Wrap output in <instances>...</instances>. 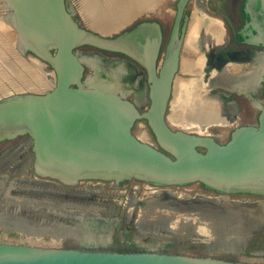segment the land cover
Wrapping results in <instances>:
<instances>
[{"label":"water","instance_id":"water-1","mask_svg":"<svg viewBox=\"0 0 264 264\" xmlns=\"http://www.w3.org/2000/svg\"><path fill=\"white\" fill-rule=\"evenodd\" d=\"M187 1L178 0L165 52L159 56L161 35L156 23L144 22L124 31L142 12L104 35L77 22L67 11L65 0H0L1 8L12 17L7 25L12 33L16 32L17 42L22 43L17 50L45 65L53 80L52 88L43 93H16L0 99V142L25 138L31 149L30 155H23L26 169L12 165L18 157L17 153L11 156L13 150L0 157V232L35 239L49 236L56 243L68 239L80 246L104 247L111 241L117 220L91 212L96 208L66 202L92 198L60 187L86 183L91 191V182L118 188L122 183L136 181L153 189L150 196L127 204L129 209L139 208L133 241L147 251L117 253L0 242V264H248L156 251L174 242L182 250L192 244L204 247L209 254L233 255L242 253L253 235L264 232L263 222L250 233H242L243 226H233L238 233L228 231L225 224L230 219L213 204L219 199L246 206L264 203V106L256 124L236 126L224 144L215 142L204 130H173L167 120L166 110L179 64L178 28ZM244 11L256 32L251 44L264 46V0H246ZM95 50L122 54L142 67L149 82L147 99L137 103L134 87L118 92L100 85L99 72L84 62L92 57L102 58ZM141 121L149 129L155 146L133 135L134 124ZM4 173H33L44 181L20 177L4 190ZM27 181L52 188L27 189L23 185ZM192 185L202 186L217 197H179L169 190ZM12 191L39 197H12ZM47 191H56L60 196L48 195ZM155 192L173 198H155ZM229 197L247 200L240 202ZM42 202L56 205L57 211H40ZM196 202L202 205L198 207ZM142 207L152 211L145 222ZM6 212L14 222L1 218ZM125 220L130 223V219ZM241 220L238 216L233 218ZM191 224L198 228L193 229ZM23 226L44 228L39 227V234L35 235ZM95 236L103 239H87ZM232 241L242 244L237 246Z\"/></svg>","mask_w":264,"mask_h":264},{"label":"flooded vegetation","instance_id":"flooded-vegetation-1","mask_svg":"<svg viewBox=\"0 0 264 264\" xmlns=\"http://www.w3.org/2000/svg\"><path fill=\"white\" fill-rule=\"evenodd\" d=\"M115 1L117 0H108V5L104 8L111 9ZM177 2L178 0H139V2L134 5L138 7H135L132 10L128 21L135 15L140 14L141 12L142 14L139 16V18L135 19V21H133V23L124 31H129L140 23H156L159 27L161 35L159 56H162V54L165 52L168 38L175 19V9ZM245 2L246 0H188L186 2L178 28L179 38H181V45L179 50V64L176 77L181 79L183 82L190 80L192 83L202 82V84H206V86L201 87V91L199 92L203 93L202 90L205 92H210L211 102L215 106H213L214 111H216V113L222 118V121H225L226 123H217L213 124L212 126L210 122L206 121L205 124L200 127L193 125L194 122L189 121L186 119V117H184V120H181V117H179L181 121H179L178 126L170 123L172 126H175L173 127L176 128L174 130H181L180 127H183L187 132L192 133L204 130V134L211 136L215 142L224 144L229 140L230 134L236 126L252 125L257 123V117L260 108L264 106V46L251 44L252 38L254 35H256V32L249 23L250 18L248 14L244 11ZM65 5L67 11L77 20V22H81L84 28H86L85 26L87 24L90 26L91 20H93L97 14H99L98 11L101 7H103L99 4V0H65ZM0 12V15H5L8 13L7 10L3 8H0ZM194 15H197V17H194ZM193 21L196 22V27L197 25H199V27L197 28L195 35L192 37L189 43H187L189 30ZM212 28H216L218 29V32H220V38L217 42V45L214 46V48L213 45L208 44V42L200 45V43L204 40L205 31L209 30V32H211ZM182 29H184L183 32ZM185 45L190 51H192V53H186ZM204 51L208 52L206 54L207 57H205V60L209 61L210 64L212 61L213 63L217 62L219 64V72L222 74L221 77L225 78V76L228 77L231 75H236V77L239 79L241 78V75H247L248 73H251L254 80L251 88L244 90L241 86H231L223 82L221 79L218 80L217 78H213V75L215 74V68H212V66L209 64H205V68L202 70H196V68H193L186 70V72H182L183 60L189 61L193 58L196 60L197 56ZM97 52L99 53L98 55H100V57L106 61L116 60V62L118 61L117 63H122L129 67L133 73L136 74V78L138 79L137 87L140 91L139 97L141 98V101L144 100V98L147 99V88L149 82L147 79V74L142 67L122 54L107 53L102 51ZM184 52L187 54V58L183 57ZM255 57L259 59L257 60V64L255 63ZM102 58L100 59L103 60ZM26 61L33 64L34 66L35 63L42 66V64L38 63L37 60L31 58H27ZM42 67L45 66L43 65ZM177 78L174 81H176ZM188 83L189 82L183 84L181 90L184 88V90L187 91L189 89V87H187ZM174 84L175 82H173V85ZM201 95L202 94L198 92L186 95L187 100L191 103L188 104V108L190 107V109L186 108L187 112H192L197 109V103H194L193 100H200ZM132 98L133 95H131L129 99L131 100ZM172 103H174V100L171 102V104ZM178 103H181L182 109L185 108L182 106L184 100H181ZM141 122L144 124L150 136L152 137L145 123L143 121ZM212 127H216L219 129L221 134L226 135V140L224 143L218 142L215 134H210L209 130ZM143 132V129L139 127L138 134L140 133V138L145 140L147 137L142 134ZM222 137L224 136H221L220 138ZM152 140L154 143L152 146H155L156 144L153 137ZM11 150L14 151V154H11V156L15 155L16 153L18 155V157L15 158L17 162L14 160L12 165H18L17 163L24 161L25 158L23 155L31 154V149L27 143H20L19 145L15 146L10 145L0 147V157ZM19 151H21V153L18 154ZM27 179L31 180L30 177ZM31 182L32 181H27L25 184H23L24 187L28 185L31 186L34 183ZM198 188L201 192L198 195L212 198L217 197L216 193H211L202 186H198ZM91 193L92 191H85L82 193V195L85 194L84 196L91 197ZM11 195H14L12 197H19V195H21L22 198L26 196L25 191L20 194L18 192L12 191ZM35 197L37 198L39 196ZM229 199L244 202L247 200V197H229ZM95 200L96 199H94V202ZM250 201L252 202L253 199H250ZM258 204L261 206V209L257 216L258 219L264 223V203ZM126 218L127 217L125 216V219ZM124 223L128 225L126 220H124ZM132 228L134 230V225ZM127 229L128 226L124 229V233ZM124 233H121L123 238L125 236Z\"/></svg>","mask_w":264,"mask_h":264},{"label":"rangeland","instance_id":"rangeland-1","mask_svg":"<svg viewBox=\"0 0 264 264\" xmlns=\"http://www.w3.org/2000/svg\"><path fill=\"white\" fill-rule=\"evenodd\" d=\"M1 8V6H0ZM172 9V8H171ZM1 14V12H0ZM1 16V15H0ZM18 45L15 44L11 37L0 27V99H3L6 96L14 95L16 93H43L52 88L51 77L46 76V74L35 67L33 64L26 61L27 58H31L30 55L23 56L17 50ZM186 53H192L186 45H185ZM184 52L183 57L187 58V54ZM195 56V55H194ZM33 59V58H31ZM191 59V58H189ZM195 58L189 61H194ZM51 80V81H50ZM181 81V80H180ZM184 89V88H183ZM36 90V91H33ZM172 93L170 98V104L175 99V102L169 105L168 110L166 111V115L169 116L172 112L177 108V112L181 116V120H184V115L186 114V108H188V104H191L187 100V96L183 94H177V96ZM181 100H184L182 106L185 108H181ZM178 101V102H177ZM177 102V103H176ZM174 106V108H173ZM190 109V107L188 108ZM180 120V121H181ZM213 126V125H212ZM139 127L143 129L147 136V142L151 145H154L152 137L150 136L148 130L144 126L142 122H136L132 129L133 135L138 133ZM233 128V127H232ZM176 128H173V130ZM195 131V130H194ZM210 134H215L218 142L224 143L226 140V135L221 134L219 129L216 127L210 128ZM221 136H224L220 138ZM25 138L17 139L11 142H0V147L10 146V145H19L20 143H26ZM31 174V175H30ZM29 175H20L13 176L9 173H4V190L7 189L8 184L11 183L13 179H17L20 177H30L35 181H44L34 177L33 173ZM8 176V177H7ZM8 179V180H7ZM12 184V183H11ZM25 184V183H24ZM91 187V197L92 199L80 200H65L68 203H72L75 205H81L85 207H93V209H98L100 211H91L95 214L105 216L109 219L117 220L116 225L113 228V233L111 237V241L106 244L104 247L96 248V247H87L85 245L80 246L77 243H73L72 240L61 239L60 242L56 243L51 240L49 236H42L40 239H35L33 237L26 238L23 235L8 233L3 234L0 232V242L9 243V244H25L30 246H39V247H60V248H82L87 249L91 248L92 250L98 251H110L117 253H127V252H142L147 251L146 249H141L134 243L135 232L132 228L135 221L138 217L139 208H135L132 212L131 209L127 207L128 203L135 201H139L146 196H150V192L153 190L150 186L144 185L143 183L130 181L127 183H122L118 188L112 187L109 184H99L96 182L89 183ZM27 189H50L52 186H47L39 183H33L31 186H26ZM1 188V187H0ZM62 190H69L76 195H81L87 190V184L82 183L79 186L65 188L60 187ZM171 192H175L177 196L182 197L183 194L189 195L193 197L194 195H198L200 189L197 185L180 187V188H170ZM1 191V189H0ZM58 193V192H57ZM26 197L36 198L34 194L25 193ZM64 195L68 196V194L64 193ZM85 195V194H84ZM83 195V196H84ZM33 196V197H32ZM94 196V197H93ZM79 198V197H78ZM90 198V196H89ZM94 199L95 202H94ZM87 200V201H86ZM130 219V223L126 225L124 223L125 216ZM128 226V229L124 233V229ZM41 228H44L43 226ZM124 233L125 236L123 238ZM121 234V235H120ZM37 235V234H35ZM137 235V234H136ZM121 239V240H120ZM123 239V240H122ZM157 252L162 253H170V254H182V255H190V256H210L215 258H222L229 261H240L248 264H264V232L257 233L253 235L247 243L244 251L242 253L233 254V255H221L219 253L209 254L204 247H197L195 245H190L188 248L182 250L179 248L174 242H170L168 244L162 245L159 247Z\"/></svg>","mask_w":264,"mask_h":264},{"label":"bare ground","instance_id":"bare-ground-1","mask_svg":"<svg viewBox=\"0 0 264 264\" xmlns=\"http://www.w3.org/2000/svg\"><path fill=\"white\" fill-rule=\"evenodd\" d=\"M138 2H139V0H117L113 3V7L111 9H106L104 7H106L108 5V0H99V4L103 7H101L100 10L98 11L99 14H97V16L93 20H91L90 27L93 28L94 30L99 31L100 33H103L104 35L114 32L121 25H124L125 23L128 22V19L132 13V10L135 7H138V6H134ZM137 15H135L131 19H134L135 17H137ZM194 17H197V15H194ZM11 18L12 17H10V15H8L7 13L5 15H1L0 16V27L8 34V36L11 37L12 41L18 45V48L19 47L21 48L22 43L19 42V40L17 42L16 32L12 33L11 28L7 25V22L12 21ZM8 27L10 29H8ZM195 27H196V22L193 21V23L191 24L190 30H189L187 43H189V41L195 35L199 25H197L196 29H195ZM219 33L220 32H218V29H216V28H212L211 32H209V30L205 31L204 40L200 43V45H203V44L208 42V44L213 45V48H214V46H216L217 42L219 41V38H220ZM207 47H209V46H207ZM207 53L208 52H205V51L201 52L200 55H198L196 60H194V61L183 60L182 72H186V70L193 69V68H196V70H202L203 68H205V64H209L210 66H212V68H215V74L213 75V78H217L218 80L221 79L223 82H225L231 86H239V87L241 86L244 90L251 88L252 84L254 83L253 82L254 81L253 76L251 73H248L247 75H241V78H239V79L236 77V75H231L228 77L225 76V78L221 77L222 74L219 72L220 71L219 64L217 62L213 63V61L210 64L209 61L205 60V57H207L206 56ZM257 60H259V59H257V57H255V61H256L255 63L256 64L258 63ZM84 62L86 65H88V67L90 69L93 68L99 72L98 75L100 77V79H99L100 85L102 84V85L108 86L109 88L115 89L118 92H122L123 89H129L130 87L131 88L134 87V92H135L134 98H135L136 102L139 103L141 98L139 97L140 95H139V90L137 87L138 79L136 78V74L133 73V71L129 67H127L125 64L117 63L118 61L116 62V60L107 62V61L101 60L97 57L84 59ZM214 64H215V66H214ZM35 66L38 69H40L41 71H43L46 74V76L51 77V80H52L51 72L47 71L46 67H42L43 64L41 66V65H38L37 63H35ZM89 79L91 80V76L89 77ZM203 79H205V78H203ZM111 80H112V82H111ZM180 80L181 79L177 78V80L174 81L175 84L173 85V87H174L173 88V94H175L176 96H177V94H183L184 96H186L187 94L190 95V94H194L196 92L201 93L203 95V96L202 95L200 96L201 97L200 100H193L194 103H197V109H195V111H192V112H189V111L186 112V114L184 115V117H186V119H188L191 122H194L193 125H197L200 127H202V125L205 124L206 121L210 122V124H212V125L217 124V123L218 124L226 123L225 121H222V118L216 113V111H214L215 106L211 102L210 92L209 91L205 92L204 90H202L203 93L199 92V91H201V87L206 86V84H202V82L192 83V82H190V80L184 81V82L182 80L181 81ZM187 82H189L187 84V87H189V89L187 91H185L184 89L181 90L182 85L187 83ZM175 99L176 98H174V102H175ZM172 113L173 114H171L169 117L167 116V120L169 118V120H168V122L170 121L169 124L171 123L173 125L178 126V123L180 121L179 117H181V116L179 115V112H177V108ZM172 127H175V126H172ZM139 134L138 133L136 134V136L139 138V140H141L143 142H147V138L145 140L141 139ZM142 134L145 137H147L145 132H143ZM19 153H21V151H19L18 154ZM15 162H17V161L15 160ZM25 163H26V160L22 161L21 163H17V164H18V166L22 165L21 168L26 169ZM47 193H48V195L53 194V196H60L59 193H57L56 191H47ZM153 195H155V198H163V199L164 198H167V199L173 198L170 195H167L166 193H162V192H155ZM183 201L186 202V198H184ZM27 202L23 201V203H26V204H27ZM196 203H198V207L200 205H202L201 202H196ZM213 204L216 205V208H218V209L221 208L225 212V214L228 216V218L230 219L228 222H226L225 225L227 226V230L231 231L232 233L237 232L236 231L237 229H235L233 226H243L241 232L246 234V233L252 232L254 230V227L257 226L256 224L261 223V221L258 219V216H257L260 213V209H261V206L259 204H255L252 206L235 205V204L228 203L223 199L215 200V201H213ZM39 206L40 207H38V209L44 213H46V211L47 212L57 211V209H56L57 206L54 204H46V203L42 202V203H40ZM194 207H196V206H194ZM150 212L152 213L151 210H149V212H147V208L142 207L141 216L143 217L144 222L146 221V218H148V215H150ZM159 214H161V213H159ZM59 215H61V214H59ZM235 216H238L243 220L238 221V222L233 221V218ZM1 218H4V219L7 218V220H10L13 222L15 221L14 219H11L12 217H11V215L8 214V212H6L4 215H1ZM41 218H42V216H41ZM162 223H164V222H162ZM168 223H171V222L168 221ZM168 223L165 222L164 224L170 225ZM33 224L36 225V223H33ZM22 225H24V224L22 223ZM200 225H201V223H200ZM197 226L198 225H192V228L197 229L198 228ZM219 226H221V225H219ZM28 227H34V226H23V229L24 230L27 229L30 233H34V234L38 235L39 234V227L41 228L42 226H36L35 229H28ZM223 231L224 230L222 228H220L219 233H222ZM157 238H155L153 240H156ZM181 238H182V240H185L184 237H181ZM181 238L179 239V241H181ZM87 239L89 241L98 242V241H101L103 239V237L97 236L96 238L90 237ZM231 243H234L237 246H240L242 244V242H238V241H232Z\"/></svg>","mask_w":264,"mask_h":264}]
</instances>
